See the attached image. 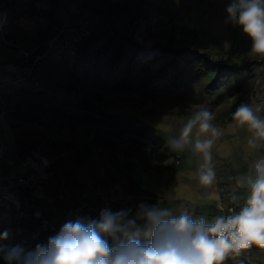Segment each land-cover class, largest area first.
Here are the masks:
<instances>
[{
    "label": "crops",
    "instance_id": "obj_1",
    "mask_svg": "<svg viewBox=\"0 0 264 264\" xmlns=\"http://www.w3.org/2000/svg\"><path fill=\"white\" fill-rule=\"evenodd\" d=\"M3 1L5 5L1 8L0 21L6 30L5 36L13 41V45L0 43V99L8 107L6 123L0 121V146L7 158L22 157L35 148L55 154L74 147L83 139L88 124L98 116L115 119L119 122L117 127H123L130 136H156L157 131L167 130L177 134L179 127L193 114L175 112L173 116L168 115V105L161 101L152 106L147 105L146 98L141 96L138 89L134 90L132 84L124 89H117L114 82L101 84L85 81L81 78L78 61L68 63L64 54L54 52L43 57L42 67L34 74L33 79H21L18 84H14V79H20L24 75L20 64L23 50H35L53 31L65 25L75 26L84 16L95 17L99 24L108 19L144 45L143 35L149 24L184 25L202 34L210 27L222 23L224 16L228 15L226 9L230 4L229 0H116L111 3L109 0H41L43 16L30 19L26 13L25 0ZM75 9L80 13L74 12ZM96 9L106 10L108 18L105 14L95 12ZM151 95L153 96H149L150 99L156 98L153 90ZM249 105L262 108L256 101ZM66 108L75 115L76 125L63 123ZM260 114L264 115V108ZM35 121L42 122L44 130L52 138L53 147L50 148L43 142L41 132L33 125ZM213 123L215 124L214 121ZM233 123L231 120L230 124ZM230 124H216L223 130V135L214 146L212 154L214 167L221 160L229 166L226 171L229 172L230 169L234 179L230 182L231 196H238L240 202L232 204L229 196L225 203L233 205L238 213L247 193L236 187L235 178L247 174L252 157H246L245 153L249 133L241 129L232 131L228 127ZM119 130L121 128L111 134L118 141L121 139ZM163 144L167 147L168 140ZM62 165L65 174L80 181L90 180L97 175L104 177L117 189L147 190L152 194L161 192L164 186L173 183L176 195L192 198L195 204L208 201L200 199L205 194V189L202 188L203 194L199 192L200 185L196 181H188L187 175L183 173V165L173 166L171 170L152 168L143 171L128 158L110 162L107 156L84 148H78L75 157L64 159ZM198 165L196 162V167L192 169L197 170ZM218 175L216 174L210 191L219 196L218 186L221 179H218ZM188 182L190 185L193 183L192 186L189 187ZM208 202L217 204L215 200ZM259 250L260 248L253 246L243 251L240 256L243 259L247 257L245 261H249L257 258L259 252L264 262V250Z\"/></svg>",
    "mask_w": 264,
    "mask_h": 264
},
{
    "label": "rangeland",
    "instance_id": "obj_2",
    "mask_svg": "<svg viewBox=\"0 0 264 264\" xmlns=\"http://www.w3.org/2000/svg\"><path fill=\"white\" fill-rule=\"evenodd\" d=\"M229 1L232 2V0ZM109 2L112 1L109 0ZM40 3L42 4L41 0ZM93 21L94 26L99 24L95 17ZM170 24L166 23L165 26L149 24L144 32L143 42L148 46L154 40L164 42L172 37L174 43L179 46H187L191 49L206 52L213 59L228 65L231 68L230 76L218 91L208 94L204 90L205 77L189 72L184 77L185 92L171 94L166 91L164 82L158 83L153 88L156 100L150 99L153 96L150 92L145 100L148 103L147 105L152 106L154 103H159V101L166 103L168 105V115L172 116L175 112L194 113L197 110L206 109L214 115L215 124L221 126L231 123L232 114L240 104H250L256 101L264 108V58L253 57L249 54L252 44L251 39L243 33L239 26L228 19V15L227 17L224 16L221 24L210 27L206 33L203 32L202 34L184 25L173 26ZM144 73V69H139L132 76V88L134 90L138 89ZM80 89L76 88V90ZM145 109L147 110V107ZM74 116L71 110L66 108L63 123L76 125L77 120ZM40 123L42 124V122ZM117 123L119 122L115 119L98 116L91 124H88L83 139L77 141L78 143L74 147L65 151H57L55 154L50 153L54 157L53 182H43L38 186L30 185L25 190L14 194L9 192L8 198L10 200L7 202V215L4 222L8 233L7 239H4L7 247L19 245L25 251H34L37 245L46 246L49 239L56 236L65 223L75 221L77 218L99 221L100 214L105 209L110 210L112 213L125 211L128 213L127 218L129 220L136 218L139 206L142 204L149 207L155 206L168 209L174 215H179L181 211L187 210L193 218L198 219L203 216L209 222L216 216L233 214L229 209H234V206L225 203L231 196L230 182L233 176L230 169H228L229 172L226 171V167L229 168V166L223 160H221L222 163L218 161L214 167L216 174H219L218 179H221L218 194L220 202L224 205L223 211L217 207L216 202L207 201L202 204H195L192 198L176 195L173 190V183L164 186L161 192L157 191V193L152 194L147 190L126 191L117 189L104 179L103 173V178L94 175L87 181L77 180L64 173L63 160L75 157L76 150L84 148L93 153L107 156L110 162L128 158L143 171L152 168L171 170L173 166L177 167L179 165L178 167H181L183 165V173L187 175L188 181L192 179L199 184L195 178L197 170L192 169L196 167V162L200 163L198 157L194 156L190 150L176 151L170 148L169 143L167 147L163 144L164 141L175 135L170 130L157 131L156 136H130L123 127H117ZM107 126H110L112 131L104 132L103 137L107 142L114 143L116 147L125 152L122 158H115L107 153L97 152L87 145H82L87 140L90 129L96 128L98 129L97 132L101 134ZM118 128H121L119 130L121 133L120 141L111 137L112 132L117 131ZM48 145L50 148L53 147V141ZM69 150L73 151L72 154L68 153ZM2 157L5 163L7 162V167L3 173L5 177L13 176L16 179L20 174L26 176L25 174L30 173V170L23 171L21 157L7 158L4 156L3 149ZM176 160H178V163H176ZM141 165L145 167L143 168ZM225 172H227L226 175H224ZM187 184L190 187L193 183L190 185L188 182ZM97 186L100 187V190L96 189ZM202 188L200 185L199 192L204 194ZM136 224L143 227L145 221L137 219ZM140 239L143 241L145 237L141 236ZM112 242V239L109 238V243ZM245 259L247 257L243 259L241 256H236L226 260L225 264H264L259 252L257 258L246 260L247 262H245ZM0 264H7L3 255H0Z\"/></svg>",
    "mask_w": 264,
    "mask_h": 264
},
{
    "label": "clouds",
    "instance_id": "obj_3",
    "mask_svg": "<svg viewBox=\"0 0 264 264\" xmlns=\"http://www.w3.org/2000/svg\"><path fill=\"white\" fill-rule=\"evenodd\" d=\"M228 19L239 26L251 41L249 54L264 58V0H232L226 9ZM261 106L240 104L232 114V131L246 130V157L251 156L246 175L236 177V187L247 195L239 212L193 218L187 210L174 215L168 209L140 205L136 218L128 213L102 210L99 221L77 218L63 225L46 246L34 251L21 246L0 245L7 264H225L243 251L256 246L264 250V115ZM215 117L206 109L195 111L168 140L172 150H190L199 157L195 178L204 187L203 200L217 201L210 191L215 183L212 150L223 135L213 123ZM240 198L231 196L232 204ZM143 219L145 225L136 224ZM141 236L145 239L142 241ZM7 231L0 240L7 239ZM109 238L112 243H109Z\"/></svg>",
    "mask_w": 264,
    "mask_h": 264
},
{
    "label": "trees",
    "instance_id": "obj_4",
    "mask_svg": "<svg viewBox=\"0 0 264 264\" xmlns=\"http://www.w3.org/2000/svg\"><path fill=\"white\" fill-rule=\"evenodd\" d=\"M95 12L108 18L106 10L96 9ZM78 53L83 80L101 84L114 82L117 89L132 84L134 73L144 69L138 87L143 98L160 82H164L168 93L185 92L184 77L189 72L205 77L204 90L211 94L221 88L231 71L228 65L206 52L179 46L172 37L164 42L155 40L150 46L141 44L108 19L80 41Z\"/></svg>",
    "mask_w": 264,
    "mask_h": 264
},
{
    "label": "built area",
    "instance_id": "obj_5",
    "mask_svg": "<svg viewBox=\"0 0 264 264\" xmlns=\"http://www.w3.org/2000/svg\"><path fill=\"white\" fill-rule=\"evenodd\" d=\"M116 1V0H111ZM122 1V0H121ZM124 1V0H123ZM5 5L3 0H0V18H1V8ZM26 13L30 19L40 18L42 13V4L40 0H25ZM74 12L80 13L78 9ZM94 21L92 17L84 16L82 17L75 26H62L47 37H45L38 47L33 51L23 50L20 64L24 71V75L20 79H14L12 83L18 84L21 79H33L34 74L39 71L42 67L41 61L43 57L49 53L54 52L57 54H64L68 59V63H74L78 61V43L94 29ZM6 30L0 21V43L3 45H13V41L5 36ZM36 85L37 82L35 81ZM8 114L7 105L0 99V121L6 123V115ZM34 127L41 132L43 136V142L51 144V136L44 130L43 125L39 121L33 123ZM98 129L93 128L88 132V138L82 143V145H87L93 148L97 152L107 153L115 158H122L125 152L116 147L114 143H109L103 137L104 132H110L111 127L107 126L102 130V133L97 132ZM72 150L68 153L72 154ZM21 167L23 171L30 170V173L23 175H18L17 178L10 176H4V170L7 167V162L5 163L2 157V147L0 146V235H3L7 228L4 224L7 215V202L10 200L8 194L17 193L21 190H25L30 185H39L43 182H53L54 179V157L48 152L42 151L40 148H35L29 150L23 157H21ZM178 163V160H176ZM143 168L144 165H141ZM91 189V188H90ZM100 190V187H96ZM64 192H66L64 190ZM68 194V192H66ZM103 195V192H102ZM119 195V193H118ZM0 245H5L4 240H0ZM2 255V254H0Z\"/></svg>",
    "mask_w": 264,
    "mask_h": 264
}]
</instances>
